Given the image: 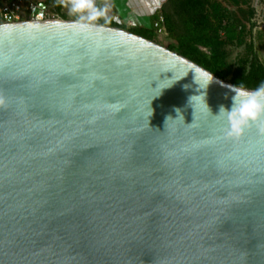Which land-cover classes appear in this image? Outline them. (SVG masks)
<instances>
[{
  "label": "water",
  "instance_id": "1",
  "mask_svg": "<svg viewBox=\"0 0 264 264\" xmlns=\"http://www.w3.org/2000/svg\"><path fill=\"white\" fill-rule=\"evenodd\" d=\"M229 85L126 29L0 23V264H264V134L225 138Z\"/></svg>",
  "mask_w": 264,
  "mask_h": 264
},
{
  "label": "trees",
  "instance_id": "2",
  "mask_svg": "<svg viewBox=\"0 0 264 264\" xmlns=\"http://www.w3.org/2000/svg\"><path fill=\"white\" fill-rule=\"evenodd\" d=\"M45 4L59 12L63 19H68L62 12L63 6L58 5L57 0H48ZM163 13L167 30L171 34L167 48L189 58L222 80L230 77L229 82L235 86L243 85L254 90L264 82V64L256 56L241 59L235 68L230 66L224 46L228 42L241 41L244 28L239 29L237 19L231 18V21L224 24L228 10L221 2L168 0ZM75 20H78L77 16ZM93 23L126 29L149 40H155L153 30L145 27L126 28L122 24H108L102 19ZM202 48H206L208 53Z\"/></svg>",
  "mask_w": 264,
  "mask_h": 264
},
{
  "label": "clouds",
  "instance_id": "3",
  "mask_svg": "<svg viewBox=\"0 0 264 264\" xmlns=\"http://www.w3.org/2000/svg\"><path fill=\"white\" fill-rule=\"evenodd\" d=\"M57 3L67 7L70 14L76 15L78 22H94L107 14V8L97 6L96 0H57ZM84 26L87 27L88 24L85 23ZM212 79L213 76H208V84ZM228 87L235 93L232 97V106L226 109L221 105L219 109V115H224L227 120V127L224 129L225 138L239 139L254 123L264 134V82L254 90H249L243 85ZM198 97L200 96H193L191 100L194 102ZM205 105L208 108L206 103ZM208 110L210 112L209 108Z\"/></svg>",
  "mask_w": 264,
  "mask_h": 264
},
{
  "label": "rangeland",
  "instance_id": "4",
  "mask_svg": "<svg viewBox=\"0 0 264 264\" xmlns=\"http://www.w3.org/2000/svg\"><path fill=\"white\" fill-rule=\"evenodd\" d=\"M45 3L48 0H43ZM168 0H160L161 10L164 12L165 5ZM228 10V15L224 24H227L232 19H237L239 29L244 28V35L241 41L228 42L224 48L227 52L228 62L231 67L238 66L241 59L253 58L256 56L264 64V0H218ZM50 8V7H49ZM51 9V8H50ZM52 12L58 14L57 18L63 19L61 14L54 9ZM62 12L68 16V19L75 20L76 15L69 13L67 7L62 8ZM151 29V28H150ZM224 36V31H222ZM171 34L168 31V36L156 38L155 42L167 47L171 41ZM202 50H207L202 48ZM208 53V50L205 51ZM230 77L225 81L229 82Z\"/></svg>",
  "mask_w": 264,
  "mask_h": 264
},
{
  "label": "built area",
  "instance_id": "5",
  "mask_svg": "<svg viewBox=\"0 0 264 264\" xmlns=\"http://www.w3.org/2000/svg\"><path fill=\"white\" fill-rule=\"evenodd\" d=\"M57 16L58 14L52 12L43 0H0V23L59 19ZM155 16L151 24L155 37L168 36L165 15L160 5Z\"/></svg>",
  "mask_w": 264,
  "mask_h": 264
},
{
  "label": "crops",
  "instance_id": "6",
  "mask_svg": "<svg viewBox=\"0 0 264 264\" xmlns=\"http://www.w3.org/2000/svg\"><path fill=\"white\" fill-rule=\"evenodd\" d=\"M159 2L160 0H96L97 6L107 8L106 16L100 19L108 24L148 29L156 17Z\"/></svg>",
  "mask_w": 264,
  "mask_h": 264
}]
</instances>
